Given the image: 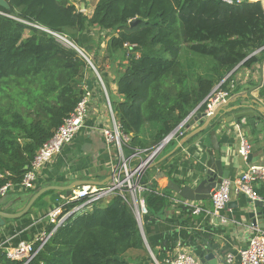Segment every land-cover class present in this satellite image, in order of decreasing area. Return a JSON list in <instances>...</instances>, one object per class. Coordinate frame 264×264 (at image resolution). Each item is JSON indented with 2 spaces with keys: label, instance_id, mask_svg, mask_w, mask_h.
Masks as SVG:
<instances>
[{
  "label": "trees",
  "instance_id": "1",
  "mask_svg": "<svg viewBox=\"0 0 264 264\" xmlns=\"http://www.w3.org/2000/svg\"><path fill=\"white\" fill-rule=\"evenodd\" d=\"M3 1L0 173L8 175L0 179V188L6 182L20 183L38 148L87 93L88 62L47 31L62 34L78 49L89 52L94 50L89 48L94 44L90 29L111 33L105 51L112 63L118 61L123 67L116 74L120 99L112 109L121 131L131 137L127 152L150 149L145 137L148 127L154 130L150 146H157L216 85L222 82L220 88L229 90L235 71L251 67L264 52L260 2L97 0L92 13L86 15L70 0ZM131 21L136 23L130 25ZM204 61L208 65H203ZM204 109V105L199 107ZM148 178L146 172L142 178L148 183L144 199L153 217L166 209L171 192L158 194ZM37 190H20L17 196L24 199L18 201L24 204ZM256 194L264 200L263 192ZM56 195L55 191L46 192L32 209L43 204L47 196ZM3 200L0 196V209L5 206ZM73 206L65 205L64 211ZM52 228L48 225L46 231ZM143 249L134 215L121 197L114 196L104 205L70 215L28 264H132L126 253ZM0 264L21 263L7 260L0 248Z\"/></svg>",
  "mask_w": 264,
  "mask_h": 264
},
{
  "label": "crops",
  "instance_id": "2",
  "mask_svg": "<svg viewBox=\"0 0 264 264\" xmlns=\"http://www.w3.org/2000/svg\"><path fill=\"white\" fill-rule=\"evenodd\" d=\"M70 3L73 4L71 1ZM94 4L84 3L89 15L93 11ZM259 53L260 51L255 54ZM95 68L107 94L104 92L102 95L96 81L89 74L86 75L85 82L90 83V89L88 88L87 91L91 94L88 116L72 143L64 147L38 173L34 189L69 186L77 181H110L112 169L116 164L115 150L107 149L100 130L111 125L104 100L110 98L109 101L111 100L113 104L120 99L117 94L116 74L123 67L108 65L104 69V65L102 67L97 65ZM109 68L112 70L108 71ZM229 90L230 96L227 101L218 105L224 106L225 113L219 117L221 126L216 128L220 152L215 153V158L221 159L224 170L228 172V180L235 182L250 164L264 165V128L251 129L246 125L238 129L234 122L225 123L229 122L232 115L249 111L248 106L244 105L245 102L253 106L255 110L264 111V52L260 54V61L251 67H239L235 71ZM197 112L203 113L199 109ZM255 115L256 123L264 124L263 117L256 111ZM202 121L204 123L205 119ZM199 128V120L193 127L186 128L184 138L172 141L171 143H175L173 146L169 143L155 160V166L146 171L149 175L148 182L154 186L158 194L166 193L168 179L183 184L195 170L203 169L200 166L206 161V151L211 149V145L206 132L191 137L192 133ZM153 131L148 127L145 132L148 148H153L150 146ZM242 138L248 140L251 145L252 161L250 163L237 153L239 141ZM177 146L180 148L175 150ZM169 155L170 157H167ZM161 173L164 176L161 177ZM234 190L230 195L229 202L233 203L231 207L224 208L216 215L202 213L197 216L192 215L190 209L171 193L168 205L163 212L157 216L150 217L148 214L142 218L139 230L144 249L130 250L126 253V258L132 264H156L155 261L158 264H164V260L179 247L180 250L199 260L208 245L214 248L216 246L224 264H227L228 255L234 257L231 264H239L238 252L247 246L254 234L264 233V231L253 227L248 221L244 209L248 206L249 199ZM256 191L264 193V182L255 185ZM56 193L55 197L44 198L43 204L33 208L27 217L0 226L2 250L21 242H33L44 229L46 230L48 226L46 214L54 206L61 205L64 202L63 198L66 197L63 192ZM18 194L20 190L16 192V189H13L2 197L5 205L9 202L13 203L10 207L12 211L25 204L23 201H18L20 198L24 199L23 196H17ZM197 204L211 208V201ZM157 258H161V261Z\"/></svg>",
  "mask_w": 264,
  "mask_h": 264
},
{
  "label": "built area",
  "instance_id": "3",
  "mask_svg": "<svg viewBox=\"0 0 264 264\" xmlns=\"http://www.w3.org/2000/svg\"><path fill=\"white\" fill-rule=\"evenodd\" d=\"M223 1L228 4H237L245 0ZM246 1L260 2L264 10V0ZM47 32H49L59 44L66 48L75 49L79 55H82L85 59L82 51L71 43L66 36L50 31ZM221 83L212 89L211 93L200 105L205 106L203 113H205L206 117H209L214 109L218 105L225 103L230 96V90H222L220 88ZM90 101L91 94L87 91L78 102L73 112L63 120L54 134L38 148L20 183L16 186L11 182H6L0 188L1 197H5L9 191L16 188L23 191L34 189L37 175L41 169L50 163L64 147L72 143L74 137L83 126L88 116ZM106 101V108L111 119V125L102 128L100 133L107 149L115 150L116 164L112 169L110 181L103 186L83 185L73 189L71 195L66 196L61 205L54 206L46 214L45 218L48 225L53 226L51 232L48 233V231L44 229L33 242H21L15 246L4 248L3 251L7 260L28 264L49 240L51 234L70 215L80 210L90 211L93 206L97 204L104 205L114 196L121 197L122 201L131 210L140 228L142 218L148 215L144 199V194L148 191V183H144L142 178L148 168L154 164L157 157L171 141L184 138L185 125L189 118L180 123V125L167 135L157 146L150 149L135 148L127 152V150H129L131 137L121 131L114 116L113 109L109 101L107 99ZM237 153L246 160L247 156L251 154V145L248 140L245 138L240 139ZM7 175L8 174L2 175L0 173V179ZM259 182H264V165L250 164L248 168L239 175V178L236 179L235 182H231L228 179L220 181L219 188L210 199V209L197 203L195 204L194 202L182 201V204L187 206L194 216L202 213L216 215L222 211L230 201V195L234 189L236 193L243 194L252 201L260 200L255 192V185ZM69 203H73L74 206L70 210L64 211V206ZM36 245H38L37 248H35ZM0 248L2 249L1 246ZM237 257L239 264H264V233L257 232L254 234L249 239L247 246L238 252ZM233 259L234 257L232 255H228L226 257V263L231 264ZM155 263L158 264L156 261ZM164 264H200V262L194 256L180 250L178 247L173 254L164 260Z\"/></svg>",
  "mask_w": 264,
  "mask_h": 264
},
{
  "label": "water",
  "instance_id": "4",
  "mask_svg": "<svg viewBox=\"0 0 264 264\" xmlns=\"http://www.w3.org/2000/svg\"><path fill=\"white\" fill-rule=\"evenodd\" d=\"M0 4L6 6L3 0H0ZM81 9H84V5L80 4ZM136 21H131L130 25H134ZM86 85L90 89L89 81L86 82ZM244 105L248 106L249 111L239 112L230 117L229 122H225L226 124L230 122H234L236 128L240 129L243 126L248 125L251 129H263V123H256V115L255 111L259 113L264 119V111L255 110L253 106H249V103L245 102ZM224 106H218L213 111V113L206 117L205 113L197 112L199 107L192 113L188 118V122L185 125V128L189 129L193 127L195 122L199 120L200 128L192 133L191 137H195L201 135L206 132L211 149L206 151L207 159L204 164H201L200 167L203 169H197L194 171L191 177H188L185 183H177L172 179H168L166 189L174 194L181 201L201 203L210 201L212 195L219 188V183L223 179H228V172L224 170L221 159L215 158V153L220 152V145L217 139V130L216 128L221 126V121L219 117H221L222 113H225L223 110ZM245 109V108H244ZM243 109V110H244ZM239 110V109H235ZM203 119H205L204 123H202ZM233 125V126H234ZM182 146V144L180 145ZM180 146H177L175 150H178ZM167 157H170L167 156ZM252 161V155H248L246 158V162L250 163ZM155 165L152 164L149 168H153ZM164 174L161 173V177ZM108 180L103 182H95V181H77L69 186H49L38 189L19 209L14 210L13 212H6L10 210L13 205L12 202H9L3 208L0 209V226L5 225L4 220H18L25 216L33 207L34 203L46 192L56 191L63 192L66 196L71 195V191L77 187L83 185H94V186H103ZM248 206L244 209V213L248 221L251 223L253 227L258 228L261 231H264V200L260 198V200H248ZM232 202H228L225 206L231 207ZM204 250V254L199 258L200 264H224L223 258L221 254L217 252V248L208 247ZM118 260V257L114 258Z\"/></svg>",
  "mask_w": 264,
  "mask_h": 264
},
{
  "label": "rangeland",
  "instance_id": "5",
  "mask_svg": "<svg viewBox=\"0 0 264 264\" xmlns=\"http://www.w3.org/2000/svg\"><path fill=\"white\" fill-rule=\"evenodd\" d=\"M70 1L75 5V7L80 12H83V13L89 15V13L85 10L86 9L85 6H84V9H81L80 4L81 3L83 5H84V3H86V5L94 4L96 0H70ZM110 35H111V33L102 32V31H99L98 29H90L89 30V36L91 37V39L94 40L95 45L93 44V45L89 46V48L94 49V50H91L89 52V51H86V49L80 48V50L82 51L86 61L89 63V67L91 68L89 75H90V77H92L96 81L97 86L99 87L102 95L104 94V92H106V94H107V91H106L103 83L101 82V77L97 74L95 67H97V65H100L101 67L104 65V69H106V66H108V65H117L118 64V61L115 63H112L111 59L108 57V54L105 51L107 40L109 39ZM26 36H28V33H26L24 35V37H26ZM97 44H98V46H97ZM184 56L187 59L190 58V57H188V55H186V53H184ZM195 57H197V56H195ZM199 58H205V57H199ZM205 59L208 62L213 63V61L211 59H209V58H205ZM203 65H208V63L204 61ZM111 70H112L111 68L108 69V71H111ZM104 99H106V98H104ZM109 99H108V101H109ZM104 101L107 104V101L106 100H104ZM109 103L112 107L111 100L109 101ZM170 146H171V144H170ZM52 199L54 200V197Z\"/></svg>",
  "mask_w": 264,
  "mask_h": 264
}]
</instances>
